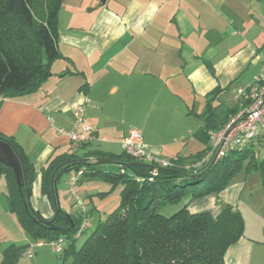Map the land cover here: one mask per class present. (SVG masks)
Masks as SVG:
<instances>
[{
    "label": "crops",
    "instance_id": "obj_1",
    "mask_svg": "<svg viewBox=\"0 0 264 264\" xmlns=\"http://www.w3.org/2000/svg\"><path fill=\"white\" fill-rule=\"evenodd\" d=\"M57 25L60 58L51 63V75L36 92L0 103V134L18 143L33 165L29 206L44 219L53 216L40 192L41 170L51 157L120 154L129 132L123 125L130 122L155 157L193 156L203 149L192 135L201 125L195 115L203 112L205 95L231 83L232 89L246 85L264 58V0H62ZM85 100L93 138L74 152L55 129H69L72 110ZM171 133L175 140L167 137ZM69 176L58 179L56 193ZM244 176L190 202L188 213L216 217L226 206L238 211L244 193L255 188ZM3 180L0 222L15 218ZM258 180L257 199L245 201L255 215L264 214ZM243 223L223 263L264 264V220L253 215L246 222L244 216Z\"/></svg>",
    "mask_w": 264,
    "mask_h": 264
},
{
    "label": "trees",
    "instance_id": "obj_2",
    "mask_svg": "<svg viewBox=\"0 0 264 264\" xmlns=\"http://www.w3.org/2000/svg\"><path fill=\"white\" fill-rule=\"evenodd\" d=\"M61 4L62 0H0V103L36 92L51 75V63L60 58L57 24ZM232 85L205 95L204 110L195 115L201 125L192 136L203 149L193 156L179 157L173 167L159 168L154 176L152 167L135 164L123 152L109 155L93 150L86 152L85 157L76 153L51 157L41 170L40 184V192L53 209L49 219L29 206L35 179L33 165L18 143L0 134L22 165L23 185L19 188L12 170L0 164L7 208L21 232L31 242L63 239L60 257L69 264H224L226 249L243 235L240 213L226 206L216 217L210 213L190 214L188 204L220 193L242 172L258 173L264 190V159H258L257 147L248 145L200 172L202 167L185 168L208 151V133L219 132L247 106L238 103L230 108L221 100ZM101 158L110 160H97ZM107 166L115 170L110 171ZM56 169L52 190L50 179ZM80 170L81 182L98 180L111 189L121 188L119 206L77 246L73 235L81 219L67 215L59 207L56 183L61 176ZM180 204L183 206L179 210L168 216L162 214L167 207ZM27 247L8 245L1 253L0 264H16Z\"/></svg>",
    "mask_w": 264,
    "mask_h": 264
},
{
    "label": "built area",
    "instance_id": "obj_3",
    "mask_svg": "<svg viewBox=\"0 0 264 264\" xmlns=\"http://www.w3.org/2000/svg\"><path fill=\"white\" fill-rule=\"evenodd\" d=\"M258 72L251 78L246 85L236 87L233 92V97L238 103H247V106L230 122L224 126L219 132L208 133L210 144L208 151L198 162L186 166V170L199 169L204 166H210L217 163L221 158H224L232 151L242 150L248 145H253L257 149H264V58L260 62ZM86 103L77 105L72 110V124L69 129L56 128L55 132L58 135L66 138L70 143L72 151H76L81 145L88 143L93 138V128L87 122L86 118ZM121 151L131 157L136 163H142L152 166L151 176L156 175L159 168L173 167L174 159H164L153 155L148 147L143 143L141 133L135 129H131L126 137L121 141ZM83 170L73 173L68 178L69 189L67 192L73 197L75 206L78 207L79 217L81 219L77 232L73 235L76 241L82 240L89 228V217L83 201L78 194L73 192L79 178L82 176ZM151 181V179H150ZM63 239H58L51 242H31L28 245L25 255L31 258L36 253L37 248L43 245H49L53 251L62 253L64 250Z\"/></svg>",
    "mask_w": 264,
    "mask_h": 264
},
{
    "label": "rangeland",
    "instance_id": "obj_4",
    "mask_svg": "<svg viewBox=\"0 0 264 264\" xmlns=\"http://www.w3.org/2000/svg\"><path fill=\"white\" fill-rule=\"evenodd\" d=\"M232 94L233 92H231V94L225 95V97L223 98L225 105L229 106L230 108L236 104ZM146 118L147 117H142L141 119L142 121H144ZM123 126H125L127 131H130L131 129H135L139 131V126L135 125L134 122L126 123ZM174 135L176 134L171 133L168 134L167 137L171 138L172 140H175L176 136ZM257 155H258V159L260 160L264 159V149L263 148L258 149ZM107 167H109L107 169H109L110 171L115 170V168L113 167L110 166ZM244 175L245 174L243 172L238 174L239 177H243ZM247 175H248L247 185L249 187L255 185V188L252 189L251 187V191L249 190L250 188H248V192L244 193L243 195L244 197H242L243 200H242V206L240 207L241 209H237V210L238 211L241 210L243 212L241 213V211H239L241 216L242 214H244V216L246 217V222L247 220L250 221L253 215L264 220V214H262L261 211L256 212L255 215V213H253V210H256V208L252 210L247 206V204H245L247 198H249L250 200L257 199L258 191L256 189V183H258L259 181L258 179H260L258 173L252 172ZM60 180L61 181L59 182V188L57 191L58 194L57 200L59 207L65 213H67V215L77 214L79 216L78 207L74 205L75 201L73 197L69 194V192H67L69 186L66 185L67 183L66 177H63ZM120 188L121 186H116L115 188L111 189V186L109 184L98 180L86 181L81 188L80 186L75 185L73 192L79 194L78 195L79 198L83 201V204L85 205L86 210L88 212L87 217L90 216V213L92 214V216L88 218L90 224L89 228L87 229L88 231L85 233L82 240L76 242L77 246L81 244V242L87 237L89 232L95 228L96 224L99 221H102L108 214L113 212L119 206L118 202H119ZM259 190L261 191V193H263L262 188H259ZM88 194H90V196ZM180 208H181V204L175 206H169L163 210L162 214L168 216L169 214L179 210ZM244 216H242L243 222H244ZM14 219L15 218L11 219V221L4 219L0 222V258H1V253L3 252L4 249L8 247V245L20 246L22 244H25L26 242L31 243L29 237L21 232V229L17 221ZM243 222L242 224H244ZM35 251L36 253L31 258H27V256L24 254L22 257L19 258L16 264H69L68 260L63 261L62 257H60V255H62L61 253L56 254V252H54L52 247H50L49 245H43V247L37 248Z\"/></svg>",
    "mask_w": 264,
    "mask_h": 264
},
{
    "label": "water",
    "instance_id": "obj_5",
    "mask_svg": "<svg viewBox=\"0 0 264 264\" xmlns=\"http://www.w3.org/2000/svg\"><path fill=\"white\" fill-rule=\"evenodd\" d=\"M98 161H101V160H110V159H104V158H101V159H97ZM0 164L4 165L5 167H7L8 169H11L14 176H15V181L17 183V186L20 188L22 185H23V171H22V165L18 159V157L15 155L12 147L8 144V143H5L4 140H2L0 138ZM139 166H144V167H147V168H151L152 166L150 165H147V164H142V163H135ZM208 166H204L202 167L201 169L198 170V172L204 170L205 168H207ZM58 169H56L52 175H51V187H52V190H53V186H54V178H55V174L57 172ZM28 200V198H27ZM53 203H54V206L56 204V200L53 199ZM46 225H49L50 222L49 221H45L44 222Z\"/></svg>",
    "mask_w": 264,
    "mask_h": 264
}]
</instances>
